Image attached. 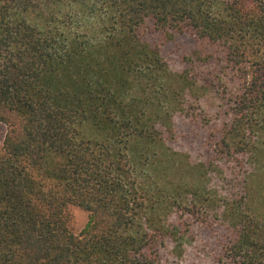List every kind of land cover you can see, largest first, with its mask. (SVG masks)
Masks as SVG:
<instances>
[{"label": "trees", "instance_id": "obj_1", "mask_svg": "<svg viewBox=\"0 0 264 264\" xmlns=\"http://www.w3.org/2000/svg\"><path fill=\"white\" fill-rule=\"evenodd\" d=\"M0 124V264H264L262 0H0Z\"/></svg>", "mask_w": 264, "mask_h": 264}, {"label": "rangeland", "instance_id": "obj_2", "mask_svg": "<svg viewBox=\"0 0 264 264\" xmlns=\"http://www.w3.org/2000/svg\"><path fill=\"white\" fill-rule=\"evenodd\" d=\"M262 1L264 2V0ZM204 104L212 112L217 110V99L213 100L212 97H208ZM5 135L6 126L0 124V148ZM246 141H248V145H246L245 152L235 155L230 166H235L244 173L245 186L247 187L246 192L242 194V204L245 212L262 226L264 241V130H256V134L253 135L252 132L246 133ZM215 185H217L216 188L221 187L220 184ZM218 191L219 194L220 192L225 193L223 189ZM66 220L69 231L77 235L87 224L88 213L79 207L69 206L66 209ZM197 264H209L208 259L198 260Z\"/></svg>", "mask_w": 264, "mask_h": 264}]
</instances>
